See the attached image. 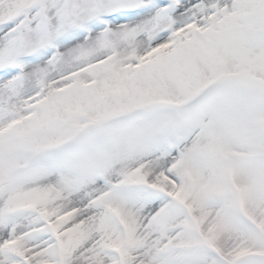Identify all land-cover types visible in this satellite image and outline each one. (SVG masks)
<instances>
[{
    "label": "snow or ice",
    "instance_id": "obj_1",
    "mask_svg": "<svg viewBox=\"0 0 264 264\" xmlns=\"http://www.w3.org/2000/svg\"><path fill=\"white\" fill-rule=\"evenodd\" d=\"M0 264H264V0H0Z\"/></svg>",
    "mask_w": 264,
    "mask_h": 264
}]
</instances>
